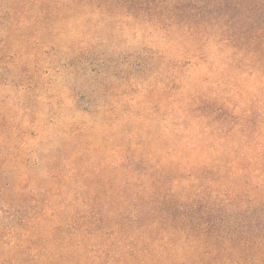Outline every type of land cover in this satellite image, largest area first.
<instances>
[{
  "label": "trees",
  "instance_id": "1",
  "mask_svg": "<svg viewBox=\"0 0 264 264\" xmlns=\"http://www.w3.org/2000/svg\"><path fill=\"white\" fill-rule=\"evenodd\" d=\"M142 31L155 48L140 42L145 53L127 55L123 39ZM213 37L226 66L248 72L251 61L264 78V0H0V64L32 49L94 66L87 89L99 106L92 125L46 123L30 149L42 186L14 151L37 118L13 121L0 264H264V101L230 107L208 95V78L191 88L182 70L189 56L208 63ZM120 61L122 76L109 70ZM111 77L125 107L107 122ZM228 81L218 86L244 92ZM22 108L32 111L26 100Z\"/></svg>",
  "mask_w": 264,
  "mask_h": 264
},
{
  "label": "rangeland",
  "instance_id": "2",
  "mask_svg": "<svg viewBox=\"0 0 264 264\" xmlns=\"http://www.w3.org/2000/svg\"><path fill=\"white\" fill-rule=\"evenodd\" d=\"M214 34L218 31L213 30ZM177 35L180 34L176 32ZM213 37L211 48L208 51V63H204L201 59L194 56H189L184 60L185 66L182 70L186 73L189 79L187 84L191 88L201 87L205 79H209L206 87H209L207 91H211L208 95L221 94L223 97L219 98H229L231 100L230 107H233L235 103H248L255 108H261L263 106V84L264 78L262 74L258 75L260 78H254L253 67L251 62L248 64L246 62V67L248 72H240L237 67L241 64L238 62L230 61L233 66H226L223 60L217 56V47L220 46ZM122 45L125 46L127 50V55L130 53L138 52V55H143L145 50L136 47L140 42H143L146 47L153 49L156 46L155 35L149 34L147 31H142L136 35H130L127 39H123ZM217 43V44H216ZM11 51V50H10ZM8 54H10L8 52ZM23 57L17 59L19 61L8 60L5 63L0 64V212L2 210H8V189L7 186L11 183L13 178V172L10 168V154H12V146L14 144L8 141V136L10 135V127L13 121L19 122L20 120H37V123L31 127V132L33 135L27 134L18 140L16 144L15 152L19 155L21 160L29 163L31 168H26L27 174L34 177L35 182L41 186L43 185L41 179H43L44 174L42 171L37 169L36 160L39 157L38 153L31 150H37L40 142V134L44 135L49 133L46 123L49 120L52 121L50 126L54 124H60L64 126V119L72 120L76 118L77 121L90 122L92 125L95 116V112L99 106L98 101L95 96H92V92L87 89L93 82L98 78L96 72L93 70L96 67L87 66L86 63L81 65H71L68 61H63L61 54H57L52 50L39 51V50H29L22 53ZM64 56L67 53H62ZM173 53L169 50V55L172 56ZM27 55L30 58L38 56L43 59L42 61L35 62L27 61ZM137 55V56H138ZM175 56V55H174ZM129 61L133 58L124 57ZM180 58V55H177ZM77 66V67H76ZM123 63L119 62L118 67L111 66L109 68L110 72L118 73L119 76L124 74ZM223 66L228 67L229 71H224ZM122 68V69H121ZM245 68V67H244ZM17 75L19 79L12 81V76ZM233 82L234 80L238 86L243 87L244 92H236L234 90L228 92L225 91V87L219 81ZM108 87H116L113 95L107 97V101L111 103L108 105L109 112H104L103 120L110 122L114 119L113 115L121 114L125 106H121L122 98V88L119 78L111 77L104 80ZM34 86V88H33ZM33 88V89H32ZM119 88V89H118ZM137 90V88L135 89ZM217 92V93H216ZM134 104L132 105L133 110L136 108V98L138 95L134 93ZM26 100L30 104L32 111L26 116L25 109L22 108V102ZM106 102V101H105ZM103 104V102H101ZM110 106V107H109ZM114 113V114H113ZM113 114V115H111ZM121 122L118 121V125ZM27 126V125H26ZM27 128V127H26ZM101 136L108 141L107 136L112 140V131L106 127L101 128ZM119 138L110 141V147L112 144L118 143ZM108 145V144H107ZM52 146L44 143L40 146L39 150L43 148H51ZM113 149L116 150L114 160H118L119 149L114 146ZM109 150V151H108ZM110 152V149H107ZM106 151V152H107ZM40 153V152H39ZM41 153L44 152L41 151ZM107 154V153H106ZM114 176L118 177L117 174ZM120 177V176H119Z\"/></svg>",
  "mask_w": 264,
  "mask_h": 264
}]
</instances>
